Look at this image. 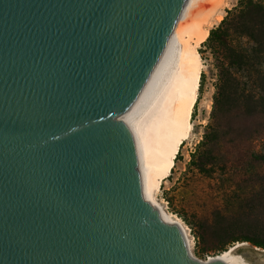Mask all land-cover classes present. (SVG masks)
Here are the masks:
<instances>
[{"label": "water", "instance_id": "95a60500", "mask_svg": "<svg viewBox=\"0 0 264 264\" xmlns=\"http://www.w3.org/2000/svg\"><path fill=\"white\" fill-rule=\"evenodd\" d=\"M184 0H0V264H264L192 256L126 126Z\"/></svg>", "mask_w": 264, "mask_h": 264}, {"label": "rangeland", "instance_id": "374dc122", "mask_svg": "<svg viewBox=\"0 0 264 264\" xmlns=\"http://www.w3.org/2000/svg\"><path fill=\"white\" fill-rule=\"evenodd\" d=\"M240 1H227L219 19L211 21L207 35L224 18H229L228 11L237 9ZM232 40L247 53L252 51L253 44L247 37L233 36ZM215 44L205 38L198 47L202 67L189 120L190 132L156 195L164 211L186 229L194 258L223 253L230 248L247 247L264 252V248L242 240L225 244L213 233V218L218 214L229 222L240 214H258L264 224V115L215 113L219 68L227 67L222 58L224 53L215 50ZM251 63L256 69L259 63L264 65L255 56ZM214 131L218 132L215 141L202 145L206 143L205 136ZM236 230L234 226L231 236H241ZM257 233L251 236L264 240V233Z\"/></svg>", "mask_w": 264, "mask_h": 264}, {"label": "bare ground", "instance_id": "6f19581e", "mask_svg": "<svg viewBox=\"0 0 264 264\" xmlns=\"http://www.w3.org/2000/svg\"><path fill=\"white\" fill-rule=\"evenodd\" d=\"M227 1L184 0L175 19L172 47L164 69L126 124L149 203L160 215L180 226L189 247L186 229L177 218L164 211L156 195L190 132L189 120L202 67L198 47L206 38L211 21L219 19ZM232 250L234 248L225 252Z\"/></svg>", "mask_w": 264, "mask_h": 264}, {"label": "trees", "instance_id": "16d2710c", "mask_svg": "<svg viewBox=\"0 0 264 264\" xmlns=\"http://www.w3.org/2000/svg\"><path fill=\"white\" fill-rule=\"evenodd\" d=\"M228 16L206 37L207 41L216 43L214 49L224 53L221 52L222 58L227 63V67L221 66L218 72L215 113L220 116L234 112L245 117L264 115V65L259 63L256 69L251 63L255 56L264 64V0H242L237 9L228 11ZM233 36L247 37L253 44L252 51L247 53L235 46ZM217 135V131L209 132L205 136L206 143L202 145L213 143ZM258 217V214H240L229 222L218 214L213 218V233L225 244L242 240L264 248V240L251 236L257 232L264 233V224ZM234 226L241 236H231Z\"/></svg>", "mask_w": 264, "mask_h": 264}]
</instances>
